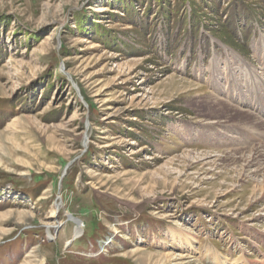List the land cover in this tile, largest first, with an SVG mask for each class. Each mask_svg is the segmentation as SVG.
<instances>
[{
	"label": "rangeland",
	"instance_id": "rangeland-1",
	"mask_svg": "<svg viewBox=\"0 0 264 264\" xmlns=\"http://www.w3.org/2000/svg\"><path fill=\"white\" fill-rule=\"evenodd\" d=\"M245 110L264 0H0V264H264Z\"/></svg>",
	"mask_w": 264,
	"mask_h": 264
},
{
	"label": "bare ground",
	"instance_id": "bare-ground-1",
	"mask_svg": "<svg viewBox=\"0 0 264 264\" xmlns=\"http://www.w3.org/2000/svg\"><path fill=\"white\" fill-rule=\"evenodd\" d=\"M221 99V98H220ZM223 101V100H222ZM221 101V102H222ZM221 102H220V104H221ZM216 103H217V101H216ZM210 104V103H209ZM219 103H218V105L216 104H214V108L216 109V107H219V109L220 108H222V107H224V108H226V110H228L229 111V113H230V111L231 110H233V112H234V109H232V107L230 106V104H225L224 102H223V104H221L220 105ZM263 104V103H262ZM211 105V104H210ZM212 107V106H211ZM210 109V108H209ZM213 109V108H212ZM207 110V109H206ZM210 111V110H209ZM217 111V110H216ZM222 111H223V109H222ZM224 111H225V109H224ZM241 111V110H240ZM246 111V113L245 114H247L248 116H249V112L247 111V110H245ZM236 112V111H235ZM209 113V112H208ZM241 113V112H240ZM252 113V112H251ZM211 114H214V113H211ZM242 114V113H241ZM216 115V114H215ZM221 115H222V113H221ZM226 115V114H225ZM229 115H231V114H229ZM236 115H239V114H236ZM235 115V116H236ZM218 116V115H217ZM240 116V115H239ZM238 116V117H239ZM216 117V116H215ZM229 117V116H228ZM242 117V116H241ZM240 117V118H241ZM245 117H247V116H245ZM251 119H252V122H253V125L254 124H256V125H258L259 126V124H261V125H264V120H262V119H260L259 117H257V116H253V117H251V116H249ZM223 118V117H222ZM239 118V119H240ZM242 118H244V117H242ZM245 119V118H244ZM220 120V119H219ZM241 120V119H240ZM242 121V120H241ZM247 121V120H246ZM248 123V122H247ZM248 124H250V123H248ZM252 125V124H251ZM255 125V126H256ZM246 126V125H245ZM250 126V125H249ZM248 126V127H249ZM255 126H253V128L255 127ZM251 127V126H250ZM254 129H256V128H254ZM260 130V129H259ZM240 153H242L243 154V150L242 149H240V151H239ZM245 154V153H244ZM241 156V155H240ZM243 156V155H242ZM248 158V159H247ZM247 158H246V160L244 161L245 162V164H247V166H257V167H259L261 164H262V161L264 160V144H259V145H257V146H255V147H253L252 149H250V152H249V155H247ZM255 170L257 171V169L255 168ZM82 223H80V222H78V221H76V226H75V229H74V235L75 236H78L79 234H80V231H81V229H82Z\"/></svg>",
	"mask_w": 264,
	"mask_h": 264
}]
</instances>
